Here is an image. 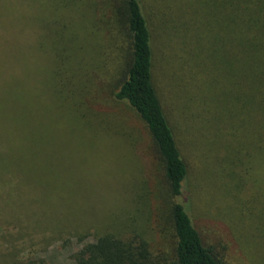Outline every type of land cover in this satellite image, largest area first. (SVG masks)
<instances>
[{"label":"rangeland","instance_id":"1","mask_svg":"<svg viewBox=\"0 0 264 264\" xmlns=\"http://www.w3.org/2000/svg\"><path fill=\"white\" fill-rule=\"evenodd\" d=\"M65 2L0 0V264H84L83 248L128 219L141 193L162 186L151 140L125 104L110 101L135 130L133 138L115 135L98 147L70 113L78 116L73 105L57 101L54 85L66 62L52 53L57 22L68 25L72 17L79 33L89 28L82 10L73 16ZM12 91L15 114L5 100ZM215 108L197 98L185 114L168 110L189 170L183 197L203 241L224 264H264V218L239 221L255 215L252 198L264 199V150L255 139L253 161L241 163L242 149L227 143L231 130L217 121Z\"/></svg>","mask_w":264,"mask_h":264},{"label":"trees","instance_id":"2","mask_svg":"<svg viewBox=\"0 0 264 264\" xmlns=\"http://www.w3.org/2000/svg\"><path fill=\"white\" fill-rule=\"evenodd\" d=\"M65 1L73 16L82 10L89 28L79 33L72 17L68 25L57 22L52 53L67 62L54 85L57 101L73 105L78 116L70 113L98 147L115 135L133 138L110 101L125 104L144 126L162 176L158 192L141 193L128 219L111 224L113 232L79 256L88 255L84 264H224L183 197L189 170L167 114H185L201 98L231 130L227 143L242 149L241 163L253 161L255 139L264 150V0H103L101 7L88 0L82 8L80 0ZM12 93L5 100L15 114ZM251 204L255 215L239 221L264 218V199Z\"/></svg>","mask_w":264,"mask_h":264}]
</instances>
